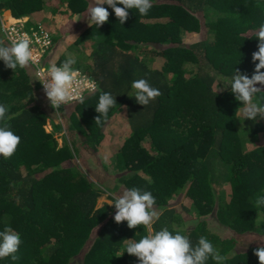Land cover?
<instances>
[{"label": "trees", "instance_id": "trees-1", "mask_svg": "<svg viewBox=\"0 0 264 264\" xmlns=\"http://www.w3.org/2000/svg\"><path fill=\"white\" fill-rule=\"evenodd\" d=\"M152 2L145 16L131 9L123 25L105 4L108 22L80 28L69 43L67 51L77 55L82 47L91 49L77 69L97 88L84 93L83 103L53 109L31 76V65L13 72L0 61V104L9 107L11 130L21 138L10 158L0 156V231L7 223L22 241L20 259L7 257L0 264H139L124 253V240H139L147 228L115 223L114 205L96 208L103 193H111L114 203L113 194L133 187L156 199L160 218L154 231L168 227L194 245L204 236L227 257L224 264H259L253 253L264 246V207L255 205L264 196V124L241 125L248 120L229 81L235 69L249 77L255 71L258 41L251 33L264 24V0ZM89 5L88 0H0V17L9 11L14 19L27 18L23 25L29 29L38 24L34 17L40 11L55 14L64 6L75 22ZM201 12L202 21L196 16ZM201 27L205 38L188 40ZM52 37L55 44L58 38ZM0 38H5L1 29ZM52 52L48 47L43 61L59 66L67 59L48 56ZM141 78L162 93L146 106L135 101L131 87ZM102 92L116 96L117 105L97 125ZM124 111L129 134L116 153L112 167L118 182L111 187L89 178L79 160L84 165L86 154H97L107 143L109 123ZM59 112L65 119L56 123ZM47 121L51 132L44 129ZM62 129L67 138L59 145L54 132ZM225 184L229 195L216 189ZM179 195L190 200L184 212L169 204ZM208 217L234 236L221 237ZM186 223L191 224L183 229Z\"/></svg>", "mask_w": 264, "mask_h": 264}, {"label": "clouds", "instance_id": "clouds-1", "mask_svg": "<svg viewBox=\"0 0 264 264\" xmlns=\"http://www.w3.org/2000/svg\"><path fill=\"white\" fill-rule=\"evenodd\" d=\"M105 4L112 9L122 25L129 18L131 9H136L141 16H145L153 7L152 0H94L86 15L89 26L95 24L99 27L108 22L110 13L107 8L103 7ZM23 19L28 20L27 18H13V20ZM37 25L44 27L50 34V46L53 47V35L47 25L42 22ZM251 34L258 41V50L252 54L255 71L249 77L248 74L240 73L235 69L229 81L232 94L242 104L241 115L245 120H255L258 116L264 118V99H256L258 93H264V90L256 87V85L264 86V71H261L264 69V24H261L258 30ZM33 37L40 42L35 32L31 36L25 32L10 36L7 40L0 38V61H3L6 68L14 72L18 67L23 69L37 62L38 52L32 47ZM48 43L50 41L46 38L42 41V44ZM43 63H48L49 66L54 62L43 61ZM76 63L75 53H69L68 58L59 66L54 63L46 71L42 70L38 73L43 81L41 84L45 93L41 87L40 92L57 111L61 109V106L72 102L83 103L86 98L84 95L86 89L96 90L97 88L94 81L83 77L80 70L74 67ZM30 68L37 81L34 68L31 66ZM131 87L135 91V101L143 106L148 105L162 94L159 89L143 78L134 80ZM116 105V96L109 92H102L95 108L98 113L95 124L102 125L108 119L109 110ZM11 118L9 107L0 104V156L4 158H10L21 142V138L11 130L9 124ZM120 147L121 145L118 148ZM156 203L150 191H142L136 187L115 195V202L111 204L116 210L115 223L127 222L129 229H136L141 225L147 228V234L141 236L139 240H124L126 245L124 253L135 256L139 264H206L209 258L215 261V264H224L227 257L221 255L219 250L204 236H201L194 245L187 235L179 231L174 233L168 227L154 231L152 225L160 218V210L155 207ZM255 205L257 208L264 207V196H258ZM21 243L20 234L6 223L0 231V259L10 257L12 261L19 260L20 257L16 253ZM253 254L258 258L259 264H264V246L257 247Z\"/></svg>", "mask_w": 264, "mask_h": 264}, {"label": "rangeland", "instance_id": "rangeland-1", "mask_svg": "<svg viewBox=\"0 0 264 264\" xmlns=\"http://www.w3.org/2000/svg\"><path fill=\"white\" fill-rule=\"evenodd\" d=\"M88 1L90 4L89 5V8H90L91 4L94 3V0H88ZM51 7H53V6L51 5ZM64 9H65L64 6H59L57 9V12L55 14L48 12L49 10L48 11L43 10V11H40L39 13H37L34 17L35 21H37L38 23L42 22V24L47 25V27L51 31L52 35L54 36V40L56 38L59 39V37H60V39L59 40L57 39L54 46L52 47V48H55V52H52L51 55L50 54L48 55V56L54 57V58H58L62 54L63 55L65 54L68 58L67 54L71 53V52H69L70 50L67 51L69 43L74 42V40L77 38V36H79L82 33L83 29H80V28H85L86 26L89 25L88 18L86 16L88 11L86 13H84L81 17L76 16V21L74 22V18H73V21L69 20V19H71V17L68 16V12L64 11ZM64 12H66L65 14H67V16H65L63 14ZM196 16L201 21L203 20V12L196 14ZM0 20H1V23L3 25H9L10 23H12L13 18L10 16V12L6 11V12H2ZM23 20H25V19H23ZM81 22L87 23V24L85 25V24H82ZM204 38H205V28L201 27V30L199 31L198 35H194V36L188 38V40L195 42V41H198V40H201ZM61 41H63V42H61ZM90 54H91L90 48L82 47L79 50L78 55L75 54L76 59H77V63H76V65H74V67L75 68L80 67L81 66L80 63L83 62L82 60L84 58H85L84 61L89 60L88 56ZM80 58L82 60H80ZM148 60H149V58H147V61ZM155 61L158 62L157 60H155ZM51 64H53V63H51ZM152 65L154 67H160L158 63H152ZM31 73H32V71H31ZM31 76L33 79H35L34 73H32ZM124 114L120 115L118 117H115L116 119L109 123V127L105 132V139L107 140V143L104 144L103 147H101L97 151V154H95V155L86 154L87 158L85 159V161L88 162L87 164L83 165L81 163V160H79L81 166H83L82 167L83 171L85 173H87V175H89L88 176L89 178H91L92 180L98 179L101 183H105L106 185H110L111 187L113 186V184L117 185V182H118V180L115 181L117 176H116L115 170L112 167L114 160H115V155L119 149L118 147L120 145H122V143L124 142V140L126 139V137L129 134L128 133L129 132L128 126H127L128 115L126 114L125 111H124ZM58 116H59V118H56V123L65 119V117L62 116L60 114V112H59ZM255 123H263L264 124V118H261L258 116L255 120H251V121L248 120V121L241 122V125L253 127V125ZM44 129L46 132L52 131V128H51L50 124L48 123V121L46 122ZM54 135L57 138L59 145H62L63 141L67 138V134H66V131L64 129H62L61 132H56V133L54 132ZM261 140H264V139L261 138L260 141ZM250 148H253L252 145L249 146V149ZM216 189L220 193L222 191H224L226 195H229L230 190H229L228 184L222 185L221 187L217 186ZM108 195L109 194H106V193L102 194V196L97 200L96 208L101 207L103 204H108V205L113 204L108 199ZM113 196L115 197L114 194H113ZM224 198H226V196ZM227 199L228 198H226V200ZM169 204L174 205V207L178 211L184 212L183 208H188L190 206V200L185 198L183 195H179L175 198V200L169 202ZM184 217L187 221L190 220L186 215H184ZM206 221L210 225L211 229H214L215 231L219 232V235L221 237L234 236V233L232 231H229L226 228H224V229L221 228V230H220L219 227H217V225L214 223L215 220L211 219V217H208L206 219ZM190 224H188V223H186L185 225L183 224L182 228L188 229L189 228L188 225H190ZM251 239L252 238L249 237V241H251ZM256 240H257V238H256ZM240 241H239V244H241V245H245V244L249 243L246 241L242 243Z\"/></svg>", "mask_w": 264, "mask_h": 264}, {"label": "built area", "instance_id": "built-area-1", "mask_svg": "<svg viewBox=\"0 0 264 264\" xmlns=\"http://www.w3.org/2000/svg\"><path fill=\"white\" fill-rule=\"evenodd\" d=\"M25 22H26V20H13L12 23H10L9 25H3L1 23V31H2V34L5 37L4 39H6V40L8 39V37L15 36L17 33H25V32H27L30 36L32 35L33 32H35L39 36L40 42H38L36 40V38L33 37L32 47H34L37 50V52H38V58H37V62L36 63L31 64V67L34 68L37 81H39L40 87L43 90V86L41 84L43 81L40 78V76L38 75V73H40L42 70L46 71L52 65V64H50L49 66H46L45 63H43V60H42V55L44 54V52L46 51V49L48 47H50V45H51V37H50V34L46 31V29L44 27H42L41 25H37L36 27H32L31 26L29 29H27L23 25ZM45 38L48 41H50V43H48V44H42V41ZM80 73H81V71H80ZM81 75L83 77H86L82 73H81ZM92 91H94V90L86 89V91L84 93L92 92ZM43 92H44V90H43Z\"/></svg>", "mask_w": 264, "mask_h": 264}]
</instances>
